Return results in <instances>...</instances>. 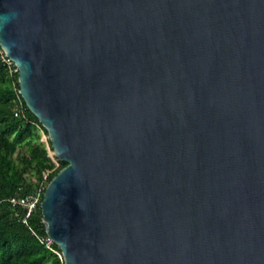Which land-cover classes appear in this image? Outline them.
I'll list each match as a JSON object with an SVG mask.
<instances>
[{"label": "water", "instance_id": "obj_1", "mask_svg": "<svg viewBox=\"0 0 264 264\" xmlns=\"http://www.w3.org/2000/svg\"><path fill=\"white\" fill-rule=\"evenodd\" d=\"M0 46L64 264H264V0H0Z\"/></svg>", "mask_w": 264, "mask_h": 264}, {"label": "trees", "instance_id": "obj_2", "mask_svg": "<svg viewBox=\"0 0 264 264\" xmlns=\"http://www.w3.org/2000/svg\"><path fill=\"white\" fill-rule=\"evenodd\" d=\"M19 88L18 75L0 69V264H64L61 250L51 242L42 222L41 209L33 210L25 219L26 210L12 206L7 199L34 192L48 172L44 188L67 162L56 165L48 156L50 140L40 142L39 130H47L26 106Z\"/></svg>", "mask_w": 264, "mask_h": 264}, {"label": "built area", "instance_id": "obj_3", "mask_svg": "<svg viewBox=\"0 0 264 264\" xmlns=\"http://www.w3.org/2000/svg\"><path fill=\"white\" fill-rule=\"evenodd\" d=\"M1 67H6L7 71L10 75H14L17 74L19 72V68L18 66L15 64V62L13 60H11L7 53L4 51V49L0 46V69ZM19 84V83H18ZM17 92L20 94V88L17 89ZM21 95V94H20ZM42 132V131H41ZM43 137H47L46 135H44V133L42 132ZM43 143L47 144V140ZM47 146V150H48V156L52 159V161L58 165L57 161L54 158V154L52 153V151L49 150L48 145ZM48 172H44L43 173V180L42 182L39 184V186L34 190L33 193L28 194V195H24V196H12L9 197L7 199V201H9V203L12 206H20L22 208H24L26 210V215H25V219L23 220L24 222L26 221V218L30 215V213L37 209V208H41V198H42V192H43V188H44V180L47 176ZM51 239L49 237H47L45 239V244L49 247L50 243H51Z\"/></svg>", "mask_w": 264, "mask_h": 264}, {"label": "rangeland", "instance_id": "obj_4", "mask_svg": "<svg viewBox=\"0 0 264 264\" xmlns=\"http://www.w3.org/2000/svg\"><path fill=\"white\" fill-rule=\"evenodd\" d=\"M39 133H40V142H45L46 138L43 137V134L40 130H39Z\"/></svg>", "mask_w": 264, "mask_h": 264}]
</instances>
